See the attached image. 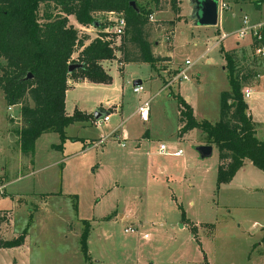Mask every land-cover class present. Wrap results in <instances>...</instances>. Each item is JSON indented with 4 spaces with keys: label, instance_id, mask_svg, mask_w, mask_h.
Segmentation results:
<instances>
[{
    "label": "rangeland",
    "instance_id": "rangeland-1",
    "mask_svg": "<svg viewBox=\"0 0 264 264\" xmlns=\"http://www.w3.org/2000/svg\"><path fill=\"white\" fill-rule=\"evenodd\" d=\"M161 1V11L153 3H136L149 13L153 53L170 61L155 69L122 65L116 52L115 60L102 63L112 84H80L68 93L71 116L110 113L103 128L76 123L65 140L43 134L34 158H24L17 136L21 107L7 106L0 89V217L6 221H0V240L28 231L24 248L0 250V264H264V172L248 165L218 186L217 147L202 159V132L188 140L178 133V98L190 104L197 120L219 121L221 94L230 89L222 50H232L240 67L253 61L259 66L260 77L249 88L263 79L262 86L246 102L264 141V55L250 37L236 35L243 15L264 24V4L260 11L251 3L242 11L228 9L217 27H196L190 0L180 2L178 15L172 0ZM109 13L126 19L125 12H101L105 26ZM75 21L71 17L69 24L81 34H99ZM5 64L0 58V67ZM183 70L188 80L181 79ZM139 81L144 92L136 95ZM148 100L144 124L135 113ZM122 122L126 140L113 133ZM162 143L171 153L181 150L182 157L159 155ZM132 228L135 233H125ZM86 229L88 260L81 244Z\"/></svg>",
    "mask_w": 264,
    "mask_h": 264
},
{
    "label": "trees",
    "instance_id": "trees-1",
    "mask_svg": "<svg viewBox=\"0 0 264 264\" xmlns=\"http://www.w3.org/2000/svg\"><path fill=\"white\" fill-rule=\"evenodd\" d=\"M139 0H0V89L9 107H21L22 128L17 131L21 155L33 159L36 142L47 133H57L66 139L67 128L76 123L94 120L93 116L76 111L66 112V93L69 82L88 81L110 85L112 77L102 67L103 62L121 55V64H145L153 69L170 61L152 51L149 32V13L131 2ZM153 3L161 11V0H142ZM137 4V3H136ZM264 0L255 3L260 10ZM178 0H172V11L179 14ZM53 10H58L54 15ZM125 12L127 26L122 37L105 33L98 19L101 12ZM73 17L83 28L93 27L99 34L93 39L81 34L69 24ZM95 26V27H94ZM257 46L254 42L253 47ZM230 89L221 94L220 117L216 123L197 120L192 107L182 98L179 102V138L193 131L205 136V146L218 149V186L229 184L246 164L251 163L264 172V142L257 138L255 125L248 114L243 90L259 77L256 61L249 67H240L234 52L222 50ZM77 56V57H75ZM256 60V59H254ZM71 65L83 69L69 74ZM31 73L33 79L23 81ZM31 103L33 106H31ZM186 219L183 218V221ZM1 222H6L0 217ZM28 231L12 240H0V250L22 247ZM89 231L82 235V252L88 260Z\"/></svg>",
    "mask_w": 264,
    "mask_h": 264
},
{
    "label": "built area",
    "instance_id": "built-area-1",
    "mask_svg": "<svg viewBox=\"0 0 264 264\" xmlns=\"http://www.w3.org/2000/svg\"><path fill=\"white\" fill-rule=\"evenodd\" d=\"M228 6L224 3L223 0H220V6H219V19L223 12H226L228 10ZM108 23L112 27L111 29H105V33H113L117 37H122L125 33V29L127 26V21L125 17L119 16L116 17L115 13H109L108 15ZM152 19V18H151ZM264 25H252L250 22V19L248 16H244L241 20V26L239 30L237 31L236 35L240 40H245L247 37H250L253 41L257 44V53L264 55V33H263ZM186 66H190V62L186 63ZM181 79L182 80H188V77L186 75V72L183 70L181 71ZM144 92V86L141 83L140 85H136L133 89V93L136 95H140ZM251 92L249 89L243 90L244 98H248L250 96ZM151 101L148 100L143 102L139 109L138 114L143 123H148L151 113ZM110 121V115H108L106 118L94 121V125L96 128H103L108 122ZM102 141L100 142V144ZM123 147H125V144H123ZM158 153L163 156H170L175 158H180L183 155V152L181 150L176 151L174 153L169 152L166 145L162 144L159 147ZM136 231L132 229L125 230L126 234L129 233H135Z\"/></svg>",
    "mask_w": 264,
    "mask_h": 264
},
{
    "label": "water",
    "instance_id": "water-1",
    "mask_svg": "<svg viewBox=\"0 0 264 264\" xmlns=\"http://www.w3.org/2000/svg\"><path fill=\"white\" fill-rule=\"evenodd\" d=\"M193 12L192 20L196 27H217L219 23V6L220 0H191ZM130 7L137 10V4L135 2L130 3ZM95 27V26H94ZM83 69L82 65H71L69 67V74L74 71ZM33 79V75L29 73L27 77L23 80L29 82ZM141 82H136V85H140ZM108 116L107 113L97 110L93 115L95 121L102 120ZM202 159L210 158L213 154L212 146H201L197 148Z\"/></svg>",
    "mask_w": 264,
    "mask_h": 264
},
{
    "label": "crops",
    "instance_id": "crops-1",
    "mask_svg": "<svg viewBox=\"0 0 264 264\" xmlns=\"http://www.w3.org/2000/svg\"><path fill=\"white\" fill-rule=\"evenodd\" d=\"M224 1V3L225 4H227V6H228V8L229 9H234V7H237V8H239V9H241L242 7H244L246 4H249V3H251V4H253L254 5V9L256 10V11H260V10H257L256 9V7H255V3L256 2H258L259 0H247V1H245V0H223ZM180 2L182 3L183 2V0H178V3H179V6H180ZM190 3H191V0H190ZM191 6H192V4H191ZM262 8V7H261ZM240 11H242V9L240 10ZM192 12H193V8H192ZM243 16H248V15H243ZM191 17H192V13H191ZM249 17V16H248ZM234 18H235V16H234ZM249 19H250V17H249ZM76 22V21H75ZM250 22H251V24L252 25H264V24H262V22L261 21H259V20H251L250 19ZM240 26H241V22H240ZM240 28V27H239ZM238 44V43H237ZM230 52H233L232 50L230 51ZM171 59V58H170ZM259 77H260V75H259ZM258 77V78H259ZM72 81V80H71ZM262 81H263V79L260 81H258V83L256 84V87H254V88H249V85L248 86H246L245 87V89L247 88V89H249L250 90V92H251V94H250V96L248 97V98H246L245 99V101L247 100V99H250L251 98V96L253 95V91H258V89H260V87L262 86ZM80 84H85V85H89V86H96V87H103L104 85H99V84H92V83H89L88 81H80V82H73V84L71 83V85H70V82H69V87H70V89L68 90V92L66 93V107H67V97H68V93L71 91V90H73V89H75L76 87H78ZM247 103V102H246ZM189 104V103H188ZM190 105V104H189ZM140 107V106H139ZM139 107H138V109H139ZM248 108H249V106H248ZM138 109L136 110V113H135V115H138L139 116V114H138ZM66 110H67V108H66ZM102 112H104V113H107V112H105V110H101ZM194 111V110H193ZM67 112V111H66ZM82 113V112H81ZM67 114L69 115V116H71L68 112H67ZM108 115H110V113H107ZM248 114L250 115V111H249V109H248ZM85 115H88V114H85ZM91 115V114H90ZM90 115H88V116H90ZM194 115H195V112H194ZM195 117H196V115H195ZM178 118H179V112H178ZM198 117H196V119H197ZM141 120V119H140ZM95 120H92V121H90V122H87V123H90V124H92V122H94ZM126 122V121H125ZM125 122H122L120 125H119V127L117 128V129H115L114 130V134L115 133H117V135H119L120 137H121V139H122V137L126 140V138H127V135H128V133L126 132V130H125ZM149 122V121H148ZM78 124V123H77ZM144 124H147V123H144ZM75 125V124H74ZM74 125H72V126H74ZM71 127V126H70ZM68 129V128H67ZM117 130H121V132L119 133ZM179 130H180V126L178 127V132H179ZM255 130H256V133H257V138L259 139V137H258V131H257V128H256V126H255ZM117 131V132H116ZM195 131H193V132H190L189 134H187V135H185L184 137H182V138H180V139H182V140H188V138L189 137H191V135H192V133H194ZM148 133H149V130H147V134L145 135V137H148ZM78 139V138H77ZM139 141V140H138ZM261 141V140H260ZM101 142V141H100ZM262 142H264V141H262ZM163 144V143H162ZM161 144V145H162ZM139 145H140V143H139ZM202 146H205L204 144H201ZM213 147V146H212ZM20 149V148H19ZM179 151V150H178ZM159 154V153H158ZM160 155V154H159ZM23 157V156H22ZM248 165H251V166H253L251 163H247L246 164V166L244 167V168H246ZM254 167V166H253ZM243 168V169H244ZM255 168V167H254ZM242 169V170H243ZM241 171V170H240ZM1 212V211H0ZM186 225L189 223V222H184ZM184 225H182V227H183ZM15 238H17V237H15ZM261 241H264V237H263V239H261ZM26 243V242H25ZM25 245V244H24ZM24 245L22 246V248H24ZM21 247L20 248H17V249H12V250H5V251H19V250H21L22 249Z\"/></svg>",
    "mask_w": 264,
    "mask_h": 264
}]
</instances>
